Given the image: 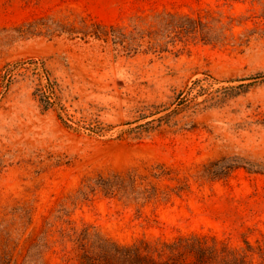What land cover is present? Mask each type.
<instances>
[{
  "label": "rangeland",
  "instance_id": "obj_1",
  "mask_svg": "<svg viewBox=\"0 0 264 264\" xmlns=\"http://www.w3.org/2000/svg\"><path fill=\"white\" fill-rule=\"evenodd\" d=\"M131 171L151 200L79 198ZM85 227L264 264V0H0V264Z\"/></svg>",
  "mask_w": 264,
  "mask_h": 264
},
{
  "label": "trees",
  "instance_id": "obj_2",
  "mask_svg": "<svg viewBox=\"0 0 264 264\" xmlns=\"http://www.w3.org/2000/svg\"><path fill=\"white\" fill-rule=\"evenodd\" d=\"M10 76L8 68L2 81ZM249 85H240L231 89H246ZM41 102L44 107L51 106V98L46 90L40 91ZM159 122L161 120H158ZM153 123L147 122L139 128H149ZM233 168L232 166L229 167ZM139 176L135 171L128 173H111L98 175L79 191V198L87 201L95 193L105 197H119L128 201H149L155 195L138 184ZM156 192L155 188H152ZM74 243L80 251L84 264H248L244 256L226 246H218L213 239L209 244L205 237H179L172 242L158 241L155 244L140 241L134 245H120L103 237L90 227L81 231L72 229ZM41 244L32 246L28 261L31 264H44L42 261Z\"/></svg>",
  "mask_w": 264,
  "mask_h": 264
}]
</instances>
